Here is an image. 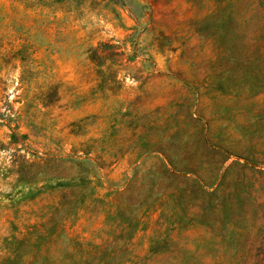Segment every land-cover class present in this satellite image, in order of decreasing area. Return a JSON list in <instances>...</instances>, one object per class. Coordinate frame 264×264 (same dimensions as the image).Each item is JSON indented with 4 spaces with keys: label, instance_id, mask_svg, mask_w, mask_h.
<instances>
[{
    "label": "rangeland",
    "instance_id": "obj_1",
    "mask_svg": "<svg viewBox=\"0 0 264 264\" xmlns=\"http://www.w3.org/2000/svg\"><path fill=\"white\" fill-rule=\"evenodd\" d=\"M0 264H264V0H0Z\"/></svg>",
    "mask_w": 264,
    "mask_h": 264
}]
</instances>
